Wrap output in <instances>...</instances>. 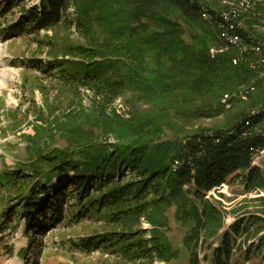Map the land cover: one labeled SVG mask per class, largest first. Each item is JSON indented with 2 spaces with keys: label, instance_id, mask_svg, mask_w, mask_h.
<instances>
[{
  "label": "trees",
  "instance_id": "16d2710c",
  "mask_svg": "<svg viewBox=\"0 0 264 264\" xmlns=\"http://www.w3.org/2000/svg\"><path fill=\"white\" fill-rule=\"evenodd\" d=\"M24 1L9 0V9ZM28 1H39L40 7L25 9L18 25L11 26L19 35L37 34L60 25L68 27L72 24L68 13L73 6L78 30L88 34L99 0ZM109 2L104 0L105 4ZM163 4L178 12L177 19L166 9H160ZM128 5L134 8L129 12L122 8L123 16H128L125 22L120 17L125 25L107 32L102 43L93 41L87 47L69 45L61 53L52 48L44 66L40 60L31 59L26 68L38 69L43 74L57 72L59 79L69 86L93 92L95 98L101 99L94 108L102 113L132 86L149 95L186 92L196 99L208 96L219 99L225 92L252 86V72L245 66L234 65L232 54L211 57L210 47L217 44V35L212 25L209 24L214 30L205 28L207 22L202 16L206 12L214 15V11L200 0H124L122 6ZM94 20L102 21L100 16ZM179 20L203 34H197L189 45ZM149 54L157 59V70L148 67L145 58ZM60 55L64 58L59 59ZM250 102L259 107L255 114H242L232 125L213 133L193 134L184 146L177 141L152 146V138L158 132L137 135L133 132L130 136L114 132L116 144L111 145L107 140L89 141L78 127L81 134L72 137L64 134L67 146L52 147L50 141L55 136L40 138L37 127L35 137H26L28 158L14 169L7 165L0 169V197L6 202L3 215L12 216L20 210L18 213L26 224L37 230L43 223L39 211L46 208L57 221L56 226L59 225L65 220L59 193L65 182V190L74 186L70 192L75 200L69 207L71 223L96 217L111 227L80 239L77 247L113 252L131 262L169 263L172 248L161 230L168 225L164 218L167 209L177 207L184 224L196 228L193 239L187 242L198 244L202 231L213 234L220 224L219 211L206 199L208 193L228 183L233 176L241 178L247 189L264 187L263 171L253 167L255 156L264 150V137L260 133L264 127V85L257 86ZM222 111L223 106L216 111L211 107L200 109L196 117L206 118ZM135 130L132 126L131 131ZM176 161L180 163L177 170ZM125 172L134 176L127 178ZM3 190L11 194L10 201L15 195L20 203L13 207L5 201L1 196ZM198 204L202 205L201 211ZM144 217L153 225L149 239L139 227ZM44 218L47 222V215ZM243 224L239 222L224 236L216 264H230L231 236L232 233L240 236ZM197 244L191 264L199 263ZM263 247L264 239L257 253Z\"/></svg>",
  "mask_w": 264,
  "mask_h": 264
},
{
  "label": "rangeland",
  "instance_id": "374dc122",
  "mask_svg": "<svg viewBox=\"0 0 264 264\" xmlns=\"http://www.w3.org/2000/svg\"><path fill=\"white\" fill-rule=\"evenodd\" d=\"M107 1L110 2L105 4L104 0L97 1V7L92 13L93 25L88 34L78 30L76 8L73 6L68 13V20L72 23L68 27L60 25L49 31L42 29L37 34L25 32L19 35V32L11 30V26L18 25L25 9L40 7V2L25 0L19 2V6L9 9V0H0V169L3 165L14 169L28 158L26 137H35L38 128L42 135L40 138L55 136L50 141L52 147L67 146V136L81 133L89 141L107 140L115 145L114 132L121 136H130L133 132L136 135L158 132V136L152 138V146L174 141L184 146L186 139L193 134L225 129L242 114L248 115L258 110L259 107H253V101L250 102L249 98L247 102L229 111L197 118L200 109L211 107L216 111L221 108L224 96L230 91L223 93L219 99L215 96L196 99L186 92H175L171 96L161 93L149 95L132 86L102 113L94 108L101 99L95 98L93 92L69 86L59 79L57 72L43 74L38 69L26 68V63L31 59L40 60L44 66L52 48L54 52L61 53L69 45L87 47L93 41L102 43L107 32L116 30L127 21L128 16H123L122 8L128 12L134 8L133 5L122 6L124 0ZM200 1L207 7L219 9L222 1L237 3L240 0ZM261 1L264 3V0ZM161 8L177 19L175 16L179 14L172 7L163 4ZM99 16L101 22L94 20ZM120 17H123L124 22ZM179 21L186 31L184 39L189 45L193 44L197 34H203L184 21ZM204 26L213 29L208 23ZM91 32L93 34L89 38ZM46 43H51L53 47H48ZM63 58V55L59 56V59ZM145 60L149 68L158 69V61L151 54ZM132 126L135 131H131ZM253 167H258L264 173V154L255 160ZM125 176L129 178L134 174L125 172ZM73 187L65 190L67 187L64 182L59 188L65 220L56 226L57 221L53 220L51 212L41 208L39 220L43 223L37 230L26 224L18 213L20 210H16V213L12 211V216L10 213L3 215L6 202L0 197V264H150L144 261L131 262L113 252L77 247L76 243L80 239L93 237L111 230V227L96 217L80 222L69 221L72 216L69 207L75 203L70 196ZM1 196L13 207L20 203L15 195H12L13 200L10 201L11 194L6 190L2 191ZM190 198L194 200L193 196ZM41 199H45V196L41 195ZM206 199L220 213V224L216 231L213 234L202 231L198 244L195 241L189 245L187 241L193 239L196 228L184 224L177 207L167 209L164 218L168 225L161 230L166 234L173 258L169 263L153 264H191L196 244L198 264H216L217 251L222 249L224 236L239 222H244L243 230L237 237L232 233L233 253L230 264H264V247L257 253V247L264 239V187L247 189L241 178L233 176L228 183L208 193ZM197 207L201 211L202 205L198 204ZM46 215L47 222L44 218ZM139 227L145 231V238L149 239L153 225L147 217L142 218Z\"/></svg>",
  "mask_w": 264,
  "mask_h": 264
},
{
  "label": "built area",
  "instance_id": "2783aa9c",
  "mask_svg": "<svg viewBox=\"0 0 264 264\" xmlns=\"http://www.w3.org/2000/svg\"><path fill=\"white\" fill-rule=\"evenodd\" d=\"M214 15L206 12L202 18L212 25L217 44L210 47L212 58L232 54L233 64L247 67L253 74L252 86L242 87L226 94L222 106L226 111L247 102L258 85H264V3L261 0H240L237 3L222 1ZM256 112L252 113L255 114ZM264 137V127L261 128ZM264 154L257 153L255 160ZM175 162L174 169L179 167Z\"/></svg>",
  "mask_w": 264,
  "mask_h": 264
},
{
  "label": "bare ground",
  "instance_id": "6f19581e",
  "mask_svg": "<svg viewBox=\"0 0 264 264\" xmlns=\"http://www.w3.org/2000/svg\"><path fill=\"white\" fill-rule=\"evenodd\" d=\"M35 3H38L37 1Z\"/></svg>",
  "mask_w": 264,
  "mask_h": 264
}]
</instances>
